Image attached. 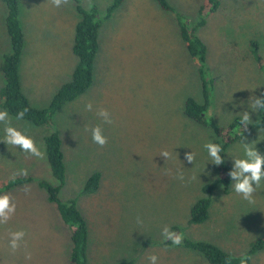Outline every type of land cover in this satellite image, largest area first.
<instances>
[{"label": "rangeland", "instance_id": "obj_1", "mask_svg": "<svg viewBox=\"0 0 264 264\" xmlns=\"http://www.w3.org/2000/svg\"><path fill=\"white\" fill-rule=\"evenodd\" d=\"M112 2L79 3L86 10L96 8L102 19L93 83L86 93L56 112L52 128L8 114L11 125L35 141L43 158L5 143V124L0 122V182L22 176L17 174L20 169L33 177V182L6 192L15 213L7 212L10 219L0 224V264H69L71 228L38 186L40 180L57 184L43 141L51 129L59 134L64 154L65 183L58 196L63 201L76 199L87 223L88 264H149L150 255L157 256V264H209L197 252L166 243L165 226L179 228L183 238L207 241L234 255H243L264 236V179L259 187L254 185L249 202L233 190L242 177L230 176L227 191L218 186L213 192L209 218L202 224L188 223L191 207L203 196L202 187L218 179L217 165L204 145L219 139L210 127L184 115L187 98L199 103L202 98L196 64L184 46L175 15L194 26L204 0H168L174 12L163 11L154 0H124L105 18ZM19 4L25 39L19 69L22 92L32 107L45 108L71 80L79 15L72 0L67 4L61 0L59 7L51 0H19ZM5 17L0 1V63L10 50ZM196 34L206 45L213 79L207 119L226 127L244 112L250 115L251 131L219 153L231 172L234 160L244 158L243 143L264 156V123L260 109L252 107L264 91V69L256 67L249 47L257 42L264 58V0H220ZM3 85L0 71V89ZM88 103L91 111L85 107ZM101 108L109 112L112 123L97 115ZM97 125L107 138L103 147L92 140L91 129ZM165 151L167 158L161 155ZM190 152L192 163L186 159ZM94 172L101 176L97 191L80 196ZM18 230L25 236L13 253L9 233ZM251 264H264V250L251 257Z\"/></svg>", "mask_w": 264, "mask_h": 264}, {"label": "trees", "instance_id": "obj_2", "mask_svg": "<svg viewBox=\"0 0 264 264\" xmlns=\"http://www.w3.org/2000/svg\"><path fill=\"white\" fill-rule=\"evenodd\" d=\"M6 8L5 28L9 37L10 50L2 57L0 71L4 78V85L0 89V107L16 118L17 112L27 109L23 119L34 126H48L52 128L53 116L66 104L76 100L91 87L93 83V69L96 54L99 49V30L102 25L96 8L86 10L79 4L80 0H72L75 4L79 20L74 27V37L72 44V54L76 57L77 63L72 71L71 80L57 90L49 105L45 108H34L29 104L28 99L22 92L19 69L21 56L24 48V32L20 22L19 0H0ZM163 11L174 12L168 0H154ZM124 2V0H113L107 8L105 18L110 15ZM220 6V0H204L201 4L198 15L200 20L190 26L187 20L181 15H175L180 36L184 46L193 59L197 68V75L200 81L201 98L199 103L194 98L189 97L184 102V115L195 123L210 127L218 137V144L222 151L234 143L240 136L247 135L252 125L247 127L241 123V118H235L228 126L218 127L214 120L207 119L206 115L210 108V96L213 88V79L206 64L207 48L196 32L205 25L206 15L214 13ZM250 52L258 69H264V58L259 52L257 42L250 43ZM264 93V91L262 92ZM261 94L259 95V97ZM17 119V118H16ZM260 119L264 123V109H260ZM50 130V129H49ZM45 145V156L50 167L51 174L56 180V185L46 180H40L38 186L47 194V200L55 205V208L62 222L71 228L72 248L69 264L87 263V239L88 227L85 219L77 209L76 199L61 200L59 192L65 183V164L62 151V140L59 134L50 130V133L43 139ZM218 179L216 182L202 187V197L198 199L190 209L189 224H202L209 218V209L212 204V194L218 186H222L227 191L231 179L230 169L226 162L217 165ZM100 173H92L86 180L81 195L92 194L97 191L100 182ZM33 182L32 176H19L0 182V194H4L13 188ZM171 231L180 232L179 228L172 227ZM166 243L173 245L170 241ZM181 248L199 253L209 264H251V257L264 250V236L254 240L243 255H234L224 251L217 245L207 241H194L183 238ZM118 264H134L133 261H122Z\"/></svg>", "mask_w": 264, "mask_h": 264}, {"label": "clouds", "instance_id": "obj_3", "mask_svg": "<svg viewBox=\"0 0 264 264\" xmlns=\"http://www.w3.org/2000/svg\"><path fill=\"white\" fill-rule=\"evenodd\" d=\"M51 3L55 7L61 5V0H51ZM64 4L68 3V0H63ZM86 109L91 111L92 104L88 103L85 105ZM254 110L264 109V93H261L260 97H255L254 103L252 104ZM27 109H22L17 112L16 118L23 119ZM97 115L103 118L105 123H112L110 119V114L106 109H99ZM0 122L5 124L4 127V142L13 146L19 147L22 151L29 153L37 158H43L44 154L36 146L35 141L27 134L21 130L13 127L10 123V118L6 110L0 111ZM250 122V115L248 112H244L241 123L247 127ZM91 136L94 143L103 147L107 143V138L103 135L102 128L97 125L91 129ZM204 147L207 149L209 156L212 158L213 163L220 165L223 160L219 153L222 151L221 147L215 143H206ZM244 158H238L234 160L233 171L229 172V176L233 177L235 180L238 176L242 177L237 182L233 184V190L241 195L243 199L252 202V194L256 191V187H259L261 180L264 179V156L259 155L256 147H253L249 143H243ZM161 155L167 158L168 153L162 152ZM186 159L188 162L193 161L194 155L190 152L186 154ZM239 169V172L235 171ZM247 173V175H244ZM18 175L26 176L27 169H20L17 173ZM179 178L183 179V174H180ZM195 179V177H193ZM254 185L256 187H254ZM27 191V189H25ZM11 197L8 194H0V216L4 217L0 224H5L10 219L11 216L7 212L15 213V204L10 202ZM7 210V211H6ZM25 232L23 230L13 231L9 233L8 247L14 253L19 247L20 242L23 240ZM162 236L165 240L170 241L173 245H180L183 242V234L171 231L167 226L162 229ZM25 258L30 259L31 254L29 252L25 253ZM157 256L150 255L148 257L149 264H157ZM241 264H244L242 259Z\"/></svg>", "mask_w": 264, "mask_h": 264}]
</instances>
